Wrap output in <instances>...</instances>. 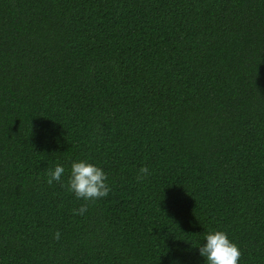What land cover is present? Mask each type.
Returning <instances> with one entry per match:
<instances>
[{
    "label": "trees",
    "instance_id": "1",
    "mask_svg": "<svg viewBox=\"0 0 264 264\" xmlns=\"http://www.w3.org/2000/svg\"><path fill=\"white\" fill-rule=\"evenodd\" d=\"M216 230L264 264V0H0V264H206Z\"/></svg>",
    "mask_w": 264,
    "mask_h": 264
},
{
    "label": "clouds",
    "instance_id": "2",
    "mask_svg": "<svg viewBox=\"0 0 264 264\" xmlns=\"http://www.w3.org/2000/svg\"><path fill=\"white\" fill-rule=\"evenodd\" d=\"M65 169L56 165L54 169L47 172V183L61 182ZM149 168L142 166L137 175V181H142L149 175ZM69 192L75 194L78 199L95 201L109 195L111 188L107 183V174L104 170L88 160L74 161L66 185ZM87 211V204L81 205L79 209H73L74 214L83 215ZM61 234L57 231L54 239L59 241ZM206 243L199 246V252L206 258V264H239L241 251L226 232L216 230L206 235Z\"/></svg>",
    "mask_w": 264,
    "mask_h": 264
}]
</instances>
